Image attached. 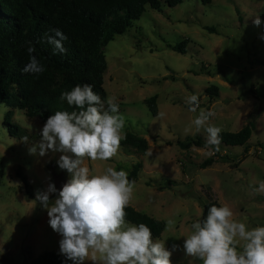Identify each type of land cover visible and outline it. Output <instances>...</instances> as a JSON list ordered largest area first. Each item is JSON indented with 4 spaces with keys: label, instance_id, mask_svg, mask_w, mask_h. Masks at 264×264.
Wrapping results in <instances>:
<instances>
[{
    "label": "rangeland",
    "instance_id": "374dc122",
    "mask_svg": "<svg viewBox=\"0 0 264 264\" xmlns=\"http://www.w3.org/2000/svg\"><path fill=\"white\" fill-rule=\"evenodd\" d=\"M264 0H183L161 12L147 8L124 34L115 36L101 51L106 61L103 87L107 99L116 97L119 114L125 119L122 134L133 133L146 139L144 156L119 148L107 161L85 158L90 175L102 174L107 167L128 170L136 163L142 169L135 183L130 207L164 223L176 221L172 230L164 229L157 240L171 250L172 264H202L183 251L191 225L199 220L206 202L204 188L210 187L220 205L227 204L233 219L250 230L264 226V194L253 192L264 180ZM205 28H214L210 33ZM183 41L185 54L168 46ZM216 86L217 97L205 89ZM198 94L200 108L215 112L209 123L222 132L237 133L252 123L248 150L220 146L210 167L199 165L209 157L213 146L206 145L207 133L191 122L196 113L188 110L185 98ZM156 97L157 116L149 112L145 100ZM163 112V117L159 113ZM5 124L15 125L38 140L26 143L10 136ZM45 123L28 119L23 112L0 103V263L31 264L45 252L59 253L62 238L49 226L47 210L36 199L49 183L57 190L70 179L57 161L63 153L49 150L46 155H30L29 148L41 140ZM203 140L201 147L181 150L177 141ZM19 170L33 188L34 199L26 197ZM170 181V183H166ZM58 192L49 196L50 203ZM129 224V223H128ZM156 241V240H155ZM98 255V254H97ZM84 264H102L89 257Z\"/></svg>",
    "mask_w": 264,
    "mask_h": 264
},
{
    "label": "clouds",
    "instance_id": "9594fccd",
    "mask_svg": "<svg viewBox=\"0 0 264 264\" xmlns=\"http://www.w3.org/2000/svg\"><path fill=\"white\" fill-rule=\"evenodd\" d=\"M262 23L259 16L253 20L257 27ZM52 31L54 35L45 34L47 43L54 46V52L65 53L63 42L68 37L60 29ZM26 51L29 60L22 72L43 73L45 68L33 55L36 48L31 42ZM60 100L79 111H56L49 116L41 129V140L28 150L30 155L41 157L49 150L63 153L57 164L70 174L60 190L49 183L45 191L36 193V199L47 210L49 226L62 237L60 254L73 264H84L89 257L102 264H172L170 258L179 245L173 244L169 250L165 241L153 240L146 224L126 222V208L135 188L128 172L107 167L102 174L90 175L85 165L86 157L92 161L115 157L125 139V119L119 114L117 98L109 97L105 108L92 85L85 83L62 92ZM185 103L190 112L199 109L191 124L197 132L206 131V145L213 146L208 155H215L220 151L222 132L221 127L209 123L215 112L200 108L198 94L186 97ZM164 115L159 113L160 117ZM22 140L27 143L28 137ZM252 190L264 194V180ZM57 192V198L50 203L49 196ZM233 215L227 204L211 206L205 219L192 223V233L183 243L185 255L200 259L202 264H264V226L249 230ZM175 223L168 219L165 230H172Z\"/></svg>",
    "mask_w": 264,
    "mask_h": 264
},
{
    "label": "trees",
    "instance_id": "16d2710c",
    "mask_svg": "<svg viewBox=\"0 0 264 264\" xmlns=\"http://www.w3.org/2000/svg\"><path fill=\"white\" fill-rule=\"evenodd\" d=\"M183 0H0V103L23 112L28 119H39L45 123L56 111H79L61 101L60 95L70 91L77 84L92 85L103 102L106 91L103 87V75L106 61L101 51L117 35L124 34L132 27L133 22L140 19L147 8L161 12L162 5L173 8ZM210 4L211 0H199ZM53 29H60L68 39L63 42L65 53L54 52V46L47 43L45 34L54 35ZM215 33L214 28H205ZM28 42L36 48L33 53L44 66L40 74L23 73L22 68L28 63ZM183 41L175 46H168L178 54H185ZM257 64L264 66L263 61ZM209 97L218 96V88L210 86L205 89ZM156 97L145 100V104L153 117L157 116ZM11 137L29 141L38 140L37 136L27 135L17 126L5 124ZM253 131L252 123L237 133L221 132V144L225 147H244L247 151L249 139ZM120 147L132 150L144 156L148 150V142L133 133H126ZM181 150L201 147L203 140L188 138L177 141ZM228 160L227 156H212L199 165L200 169L210 167L215 159ZM116 170H122L116 167ZM142 169L141 163L134 164L129 170V180L137 182ZM15 175L21 180L26 197L34 199L33 188L19 170ZM166 183H170L167 181ZM206 202L203 205L199 220L207 216L208 209L221 206L210 187L204 188ZM126 222L131 225L146 224L152 231L153 240L161 237L165 229L163 222L126 208ZM1 264V263H0ZM31 264H73L72 261L55 252H45Z\"/></svg>",
    "mask_w": 264,
    "mask_h": 264
}]
</instances>
